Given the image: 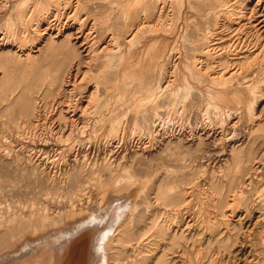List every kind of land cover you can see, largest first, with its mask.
<instances>
[{"label": "rangeland", "instance_id": "obj_1", "mask_svg": "<svg viewBox=\"0 0 264 264\" xmlns=\"http://www.w3.org/2000/svg\"><path fill=\"white\" fill-rule=\"evenodd\" d=\"M159 1L0 0L4 6L0 35L9 33L14 45L12 51H0L7 56L0 61L7 72L3 78L0 67V263L114 200L124 217L115 240L107 242V264H243L250 257L254 263H264V246L251 234L252 223L238 219V206L230 216L227 209L231 192L246 172L237 165L264 153V91L262 104L254 108L261 111L262 120L252 125L234 123L224 131L225 138L234 136L225 141L203 136L204 129L218 130L223 120L213 107L217 99L207 94L210 82L197 79L199 64H191L190 58L198 53L196 34L212 0ZM52 5L70 7L75 28L91 30L94 44L105 47L90 70L80 62L66 30L55 38V49L34 59L32 52L44 41L38 23ZM221 22L214 36V44L219 45L210 51L216 58L206 70L222 72L218 56L223 55L235 63L230 70L241 65L248 78L264 86V51L250 43L223 52L221 46L237 28L236 19L232 28ZM156 24L157 32L149 29ZM130 28L142 30L127 54L120 39L129 37ZM254 54L258 60L252 61ZM77 67H83L82 73L68 95L70 86L60 87L53 74H74ZM85 70L90 71L89 79L80 83ZM162 81L174 84L159 98L157 84ZM90 90L96 96L92 106L87 105L86 118H70L68 99L73 103ZM233 96L226 95L225 106H237ZM154 119L156 127L151 125ZM259 179L264 183V172ZM101 224L103 228L106 220Z\"/></svg>", "mask_w": 264, "mask_h": 264}, {"label": "bare ground", "instance_id": "obj_2", "mask_svg": "<svg viewBox=\"0 0 264 264\" xmlns=\"http://www.w3.org/2000/svg\"><path fill=\"white\" fill-rule=\"evenodd\" d=\"M253 1L254 0H212V7H211V9H209L207 11L208 16H206L207 13L205 15L201 14L202 16H206V17L200 19V32H197V34H196L197 41L199 40L198 36H200V40H199V42H197L195 44L196 45L195 49L198 50V53L197 54L196 53L191 54V57H190L192 59L191 64H193V65L199 64V66H198L199 69L197 70V73H196L197 79L199 81H205L206 80V81L210 82V84H211V85L209 84L210 88L207 89L208 91L206 90L207 94H208V96H210L209 98L215 97V99H217V101L213 103V107L216 109V112L222 116V119H223L222 120L220 118L222 120L221 121L220 119L217 118V120H220L222 122V124H221L220 128H218V130H216V128H215V130L211 131L212 127L211 128L209 127L210 130L209 129L208 130L204 129V131L202 130L203 131L202 135L205 136L207 139H213V140H218V141H225V140L231 139L234 135H232V137L230 136L228 138H225L226 134L224 131H225V129H228L229 127H231V125H233L234 123L242 124V123L246 122L247 124L252 125L253 123H256L257 121L262 120L261 111L260 112L254 111L255 110L254 108L256 107V109H257V107L259 105H261L263 102L262 92L264 91V86H262L261 83H260L261 85H256L253 77L248 78V75H245V73L247 72V69H243V67L240 65L239 69L235 68V70H232V68H231V70H230V68H229L230 65L234 66L235 63L233 62L232 58L224 57L223 55L218 56V59L220 61V65L223 66V68L221 69L222 72H218L217 74H213V72H211V73L208 72L206 70L207 67H205L207 65H210L208 62H210V61L213 62L214 59L216 58V57H213L210 55V51L219 45V44H214L215 43L214 36L218 34V29H219V27H221V23H222L221 21L222 20H224L226 22L228 28H232V26H233L232 21L236 19L235 25L237 28V32L235 34H233L232 36H230L229 38H227L226 41H224L225 45L221 46V49L223 52L228 53V52L238 51L241 48L246 47V45H248L250 43H253V46H257V47L260 46L259 48H261V50L264 51V42H263L264 41V0H255L254 2ZM158 2H160V1L158 0ZM185 2H187V0H185ZM60 3H61V1H60ZM114 5L116 6V4H114ZM1 6H0V12H3L4 6L3 5H1ZM53 6L54 5H52L51 8H50V6L49 7L47 6V8L45 9L46 10L45 15L41 16V19H42L41 24L38 23V29L40 32V36L44 39V41L38 46V49L36 48V50H34L32 52L34 59L43 58V57H45L47 50L50 51L51 49H55L54 48L55 47L54 41L56 40L55 38L60 36L66 30V31H69V36L71 37V41H73L74 45L76 46L75 50H78L79 54L81 55L79 58L80 62L86 63L87 66L85 67V69L90 70L92 68V63H94V61H95L94 58L95 57L97 58V56L100 54V52L102 53V51L105 50V47L103 46V48L100 49L101 48L100 45L98 47L97 45L94 44V42L92 41V39L94 40V34L91 35V32H90L91 30L84 33V31H82L80 26L75 28L76 24H75V19H74V11H72V9L70 7L64 6L61 8V7H58L57 5H56V7H53ZM76 6H77V4H76ZM185 6H187V5H184V7ZM113 9L115 10L116 8H113ZM185 9L188 10L189 8L185 7ZM188 11L191 12L190 9ZM181 12H182V10H181ZM193 13L194 12L192 11L191 14L193 15ZM233 14L235 15V17H231V15L234 16ZM113 15H115V14H113ZM201 15H198V16L202 17ZM110 16H111V14H110ZM110 16H108V17H110ZM0 19H1V17H0ZM123 20H124V15H123ZM127 20H126V23H127ZM187 22H189V21L187 20ZM22 23H24V24H21L22 27L23 26L26 27V23L24 21ZM94 24L95 23H93V25ZM181 25H182V23H181ZM186 25L187 24L183 25L184 28ZM14 28H15V26H14ZM186 28H188V27H186ZM142 29H143V27H142ZM149 29L154 31V32H157L160 29V26L156 24L154 27L152 26ZM197 29H199V28H197ZM134 30L135 29H131V28H130V30L128 29V34H129L128 36L129 37H122L121 36L122 37V39H120L121 44L125 48L124 53H127V54L129 53L135 36H137V33L139 34L141 31L140 29H138L135 32H132ZM178 30H180V27ZM181 31H182V29H181ZM180 38H182V37H180ZM117 41H119V40H117ZM145 41H146V39H145ZM186 41H187V39H186ZM190 41L191 40H189V42ZM12 42H13V40L10 38L9 33H3L2 36L0 35V51H4V50L12 51L14 48V45L12 44ZM189 42H187V43H189ZM122 45H121V47H122ZM18 46H19V44H18ZM113 46H115V45H113ZM185 48H186V46H185ZM118 50L119 49H117L116 53H120L121 49H120V51H118ZM175 51H177V50H175ZM179 51H181V50H179ZM98 52H99V54L97 55ZM107 53H108V50H107ZM187 53L188 52H186L185 55H188ZM111 54H112V52H111ZM176 55H178V54H176ZM189 56H187V59H189L188 58ZM263 56H264V54H263ZM6 57H3V55L0 54V61H1V59L6 58ZM123 58H124V56H123ZM64 59L67 60V58L65 57V58H62V61ZM104 59H105V57H104ZM114 60L115 59H112L111 61H114ZM251 60L252 61L258 60L257 55L256 54L251 55ZM109 61H110V59H109ZM102 62H101V64H102ZM112 64H113V62H112ZM1 65H3V66H6V65H4L2 62H0V67L2 68V71H3L2 72L3 78L4 77L6 78L7 72L4 69V67ZM114 65H115V63H114ZM186 68H188V71H190V67L188 65L186 66ZM71 69H72V65H70V70ZM82 69H83V67H81V68L77 67L74 74L67 71V73L65 72L61 77H59V74H57L55 72L53 74V76L56 77V78H54L56 80V83L59 81L58 85L60 87H62L61 86L62 83L66 87L70 86V89H69L70 91L68 94V95H70L72 92L75 91V85H76L75 82H76L78 75H80L82 73L81 72ZM109 69H110V67H109ZM242 70H244V74H243ZM89 72H87L85 70L83 77L80 76L81 77L79 79L80 83H84V81L89 79L88 78ZM180 74H181V72H180ZM186 77H187V75L183 74L182 78H184V81H186L185 80ZM172 81L171 82L168 81L167 83H164L162 81L161 83L157 84V90H156V92L158 93L157 97L161 98V97L165 96L169 91H171V87H172L171 84H174V82H172ZM177 81H178V79H177ZM79 82H77V83H79ZM190 86L186 87V88H190ZM96 88H98V87H96ZM94 90L93 91L90 90L91 92L86 96H82L83 92L80 93L79 96L76 99H74L73 103H72V100H70L71 98L68 99L69 101H68V103L66 102V104H67L66 107L69 109V113H70L69 117L70 118H73L74 116H76V118H78V120L82 119V118H86V116L88 114L87 105L89 107L92 106V102L96 96ZM184 91H186V90H184ZM178 93H180V91ZM186 93H187V91H186ZM96 94H97V92H96ZM191 94H193V92ZM230 94H233L234 95L233 97L236 98V100H237V106L235 108H230L227 105L226 106L224 105L226 95H230ZM83 97H86V98H83ZM192 97H193V95H192ZM83 99H85V100H83ZM84 101H85L86 105L82 107ZM205 102H206V100H205ZM250 103H254V104L251 105ZM64 104H65V102H64ZM53 109H55V108H53ZM127 111L128 110H126V112ZM219 114H218V117H219ZM263 120H264V118H263ZM67 124L69 125L70 123H67ZM74 124L75 123H73V125ZM151 125H152V127H156L155 119L153 120ZM203 128H204V126H203ZM237 130H239V129H237ZM235 138H238V137H234V139ZM236 140L237 139H235V141ZM113 142H114L113 140H110V144H112ZM214 145H215V142H214ZM141 150H142V148H141ZM261 153H263V152H261ZM142 155H140V156H142ZM240 165L239 164L237 165L238 168L239 169L241 168V170L243 169L246 172L244 173L243 178L241 179L242 181L239 182V184L235 187V189L230 194L231 198L228 200L229 204L227 205V209L229 212L228 216L232 215L235 212L236 206H238L240 209V212L236 216L238 217V219H240L241 222L246 220L247 223L248 222L252 223L253 230L251 231L252 232L251 234L253 236L256 235L257 242L259 241L262 244V246H264V183H262V184L259 183L261 181L259 179V176L264 172V153L259 155V156L254 157L252 159H247V160L243 161V164L241 163ZM91 189H93V188H91ZM95 190H96V188H95ZM150 198H151V196H150ZM134 200H136V199H134ZM95 202H98V201H95ZM92 205H94V204H92ZM119 206L120 205H119L118 200H114L108 204L100 206L97 212H92L87 218L73 223L69 228H67L65 230H58L54 233L46 235L45 237L37 240L36 242H33V243H30V244L23 246L19 252L8 255L5 258V260L2 261L0 264H107L108 259H109V249L107 248V245L109 242H113L115 240V237H114L115 231H116L117 227L123 221V217H124V216L122 217V214L120 215L118 210H116L117 209L116 207H119ZM95 208H97V207H95ZM146 211H148V209ZM112 215H113L114 221L110 223ZM183 217H184V215H183ZM103 220H106V224L102 228L101 221H103ZM232 221L234 222V220H232ZM176 222H178V221H176ZM246 234H248V233H246ZM204 235H206V234H204ZM247 236L249 237L250 235L248 234ZM248 237H246V238H248ZM212 257H214V256H212ZM250 258L247 259L248 261L244 260L243 264H264V263H254L253 262L254 259H250ZM235 262H236V259H235Z\"/></svg>", "mask_w": 264, "mask_h": 264}]
</instances>
